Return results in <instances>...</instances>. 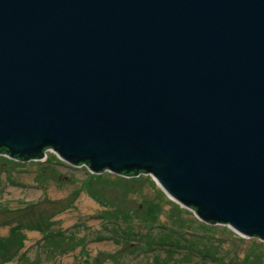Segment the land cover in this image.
Masks as SVG:
<instances>
[{"label": "water", "instance_id": "1", "mask_svg": "<svg viewBox=\"0 0 264 264\" xmlns=\"http://www.w3.org/2000/svg\"><path fill=\"white\" fill-rule=\"evenodd\" d=\"M49 149L264 240V0H0V154Z\"/></svg>", "mask_w": 264, "mask_h": 264}, {"label": "rangeland", "instance_id": "2", "mask_svg": "<svg viewBox=\"0 0 264 264\" xmlns=\"http://www.w3.org/2000/svg\"><path fill=\"white\" fill-rule=\"evenodd\" d=\"M0 244V264H264V240L206 223L152 175L96 174L51 149L0 154Z\"/></svg>", "mask_w": 264, "mask_h": 264}, {"label": "bare ground", "instance_id": "3", "mask_svg": "<svg viewBox=\"0 0 264 264\" xmlns=\"http://www.w3.org/2000/svg\"><path fill=\"white\" fill-rule=\"evenodd\" d=\"M6 155L7 156H9L7 153H6ZM10 157V156H9ZM10 158H12V157H10ZM13 159H15V158H13ZM17 160V159H16ZM83 165H85V164H83ZM82 166V165H81ZM85 166H87V165H85ZM88 167V166H87ZM89 170H90V168H88ZM91 171V170H90ZM92 172V171H91ZM111 172V171H110ZM93 173H95V172H93ZM113 173V172H112ZM96 174H98V173H96ZM115 174V173H114ZM146 174V173H145ZM116 175H118V174H116ZM139 175H141V173L139 174ZM139 175H136V176H139ZM86 204V205H85ZM91 204H94V202L93 201H91V200H85V203L82 205V208L84 207H86L87 205H91ZM1 245V244H0ZM2 246V245H1Z\"/></svg>", "mask_w": 264, "mask_h": 264}, {"label": "flooded vegetation", "instance_id": "4", "mask_svg": "<svg viewBox=\"0 0 264 264\" xmlns=\"http://www.w3.org/2000/svg\"><path fill=\"white\" fill-rule=\"evenodd\" d=\"M3 153H5V152H3ZM6 154V153H5ZM71 166V165H70Z\"/></svg>", "mask_w": 264, "mask_h": 264}, {"label": "crops", "instance_id": "5", "mask_svg": "<svg viewBox=\"0 0 264 264\" xmlns=\"http://www.w3.org/2000/svg\"><path fill=\"white\" fill-rule=\"evenodd\" d=\"M23 248H24V247H23ZM23 248H22V249H23Z\"/></svg>", "mask_w": 264, "mask_h": 264}, {"label": "trees", "instance_id": "6", "mask_svg": "<svg viewBox=\"0 0 264 264\" xmlns=\"http://www.w3.org/2000/svg\"><path fill=\"white\" fill-rule=\"evenodd\" d=\"M22 248H23V247H22ZM22 248H21V249H22Z\"/></svg>", "mask_w": 264, "mask_h": 264}]
</instances>
